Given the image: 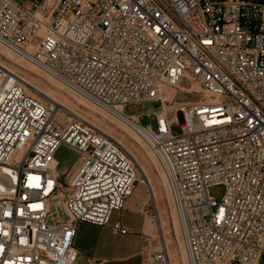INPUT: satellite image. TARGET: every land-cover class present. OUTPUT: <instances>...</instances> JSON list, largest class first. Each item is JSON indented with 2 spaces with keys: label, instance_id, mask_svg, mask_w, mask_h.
I'll list each match as a JSON object with an SVG mask.
<instances>
[{
  "label": "built area",
  "instance_id": "built-area-1",
  "mask_svg": "<svg viewBox=\"0 0 264 264\" xmlns=\"http://www.w3.org/2000/svg\"><path fill=\"white\" fill-rule=\"evenodd\" d=\"M0 46L137 132L189 264H264V0H0ZM25 81L0 60V264H82L78 224L128 234L113 214L139 183L156 219L153 188L125 144ZM192 82L201 101L169 108ZM64 144L79 158L62 173ZM153 247L144 264H171L164 235Z\"/></svg>",
  "mask_w": 264,
  "mask_h": 264
},
{
  "label": "rangeland",
  "instance_id": "rangeland-1",
  "mask_svg": "<svg viewBox=\"0 0 264 264\" xmlns=\"http://www.w3.org/2000/svg\"><path fill=\"white\" fill-rule=\"evenodd\" d=\"M19 3L21 4H28L30 2V0H18ZM0 60L3 61L4 63H7L8 65H10L11 61L9 60V58H7L6 56H3L0 54ZM16 59H18L16 57ZM10 63V64H9ZM23 64H26L25 62H22ZM41 79V78H40ZM45 84L50 85V83L46 82L45 80L41 79ZM53 89H55L59 94H63L66 95V97L59 95L58 97L60 99H64L67 104H69V106L72 107V110L76 113L81 114L84 117H88L90 118L94 124H96L98 127L103 128L104 130H106L109 133H112L116 139L118 137H120V133H124L127 134V132L124 130V132L120 129L119 126L115 125L111 119L105 117L103 114L101 113H95L92 109H90L87 106H83L82 104H80V101L78 99L77 96H75L72 92H69L66 88H64L63 86H53ZM68 91V93H67ZM173 95H170L169 97V101L170 104H168V107L171 108L173 106H179V104L181 103H195V102H199L201 101V95L200 94H189V93H182L179 95L177 94L176 97L174 98ZM200 98V99H199ZM157 107V105L155 103H144V104H140V105H130L125 109V112L129 115H138V114H142V113H146L152 109H155ZM68 114V113H67ZM68 116H70L68 114ZM67 116V117H68ZM86 118V119H88ZM103 120L107 123H104ZM110 120V121H109ZM143 125H147L150 123V121L148 120V118L144 117L141 120ZM110 125V126H107ZM152 125L155 126V122H152ZM115 128V130H113ZM119 127V128H118ZM172 130L174 132L180 133L181 132V127L178 124H173L172 125ZM128 136H131L129 134H127ZM133 138V136H132ZM130 140H132L131 138H129ZM131 143H133L134 145H136L139 149V151H135V148H133V154H135L136 158L139 160L144 162V158H148L147 153L145 152V146H142L138 143V142H133V140L131 141ZM144 148V149H143ZM79 158V153L70 149L67 145H62L58 151L57 154V159L59 161V170L60 172H66L69 171L73 165L77 162ZM151 160V159H150ZM151 162V161H150ZM140 164V163H139ZM141 168V165H140ZM149 174L151 175V177L153 178L154 181H162L163 180V176L164 173L163 171L157 167V164H150V167L148 168ZM140 173L143 176V178L147 177L148 180V176L145 173V171L143 170V168L140 169ZM225 186L223 185H214L210 188V195L213 196L215 199L221 201L222 198L225 195ZM160 195H161V207L163 209V215L165 216L166 221V229L168 230V234L166 235V237L169 238L170 240V250H171V264H189V261L187 260V257L185 255V246L183 243V238L181 235V231H180V226H179V221L177 216L175 215V211H173L174 207L173 205L169 202V200L171 199L170 196V192L169 189L166 188V190H162L160 191ZM144 197H147L146 194V187L142 184L137 183L136 185V189L134 192V195L132 196V200H138V199H143ZM128 201V200H127ZM130 201V200H129ZM51 206H52V210H55V201L51 202ZM174 213V214H173ZM153 221H151L150 223L156 225V221L153 217H151ZM150 218L147 219V224L149 223ZM149 220V221H148ZM159 222V220H158ZM176 225V227H175ZM156 227V226H155ZM178 229V230H177ZM148 234L145 235V239L148 240L153 244L155 240H158V230L157 228H152V230H148L147 232ZM161 235L162 232L160 233ZM182 250L184 251V254L181 253ZM178 252V253H177ZM183 254V256H182ZM149 255V254H148ZM180 255V256H179ZM150 257V256H148Z\"/></svg>",
  "mask_w": 264,
  "mask_h": 264
},
{
  "label": "crops",
  "instance_id": "crops-1",
  "mask_svg": "<svg viewBox=\"0 0 264 264\" xmlns=\"http://www.w3.org/2000/svg\"><path fill=\"white\" fill-rule=\"evenodd\" d=\"M132 196L124 209L116 211L112 218V223L121 222L129 230L128 234L113 233L111 225L78 224L75 246L82 264H144L148 261L155 241L153 244L149 241L148 245L145 239L147 218L138 211L147 197L132 200Z\"/></svg>",
  "mask_w": 264,
  "mask_h": 264
},
{
  "label": "bare ground",
  "instance_id": "bare-ground-1",
  "mask_svg": "<svg viewBox=\"0 0 264 264\" xmlns=\"http://www.w3.org/2000/svg\"><path fill=\"white\" fill-rule=\"evenodd\" d=\"M0 54L3 55V56H6L7 58H9V60L11 61L9 64V68L16 72L18 75H20L24 80H26L25 82H29L28 85H25V86H35L38 90H40L47 98H50L52 100H54L59 106L61 109L67 111V113L70 115V116H76L72 110V107L69 106V104H67V102L64 100V99H60L58 97V92L53 89L52 87L53 86H61L59 84V82L55 81L54 79H44L43 77H40L38 74H39V71L37 70V68L31 64H23L22 63V60L19 59L16 55H14L10 50H8L7 48L5 47H2L0 46ZM1 57V56H0ZM16 57L18 59H16ZM45 80L46 82L50 83V85L48 84H45L41 79ZM190 88L192 90L190 94L192 95H195V94H201L202 92V88L200 87L199 84L195 83V82H192L190 84ZM69 91V90H68ZM67 91V93H68ZM70 92V91H69ZM182 94L184 93V90L181 89V90H177V91H170L169 94L170 95H173V94ZM59 95H62L64 97H66V95H63V94H59ZM207 97L211 100L213 98L210 97V95L207 94ZM79 101H80V104H82L83 106H87L89 107L90 109H92L95 113H101L103 114L105 117H107L108 119L110 118L111 121L120 127V129L124 132V130L127 132V134L131 135V136H128L127 134H122L120 133V137H118L117 139L122 142L123 144H125L128 149L133 152V148H135V151H139L138 147L136 145H134L133 143H131V141L133 140V142H138L140 145L142 144L143 146H146L144 141L140 138V136L137 134L136 131H134L132 128L128 127L127 125H125L124 123H122L121 121H119L117 118L115 117H112L106 113H104L102 110H100L97 106H95L94 104H92L91 102H89L87 99L83 98V97H78ZM200 99V98H199ZM186 104V103H185ZM184 106V105H183ZM73 112H72V111ZM85 118H88V117H85ZM91 122H93L90 118H88ZM110 121V120H109ZM104 123H106L104 120H103ZM107 124V123H106ZM107 126H110V125H107ZM118 127V128H119ZM113 129V127H110ZM103 129V128H101ZM104 130V129H103ZM115 130V128L113 129ZM105 132H107L106 130H104ZM108 134L110 135H113L112 133H109L107 132ZM133 136V138H132ZM129 138H131L132 140H130ZM141 145V146H142ZM134 153V152H133ZM135 155V154H134ZM150 159L148 158H144V162L139 160V163L141 165V168H143V170L145 171V173L147 174L148 176V180H147V183L151 185V187L153 188V193L154 195L152 194V198L155 199V202H156V206H157V211H158V217H156L155 221L157 222L156 225L150 223L152 218L151 217H147L150 218L148 221L149 223L147 224V228L148 230H152V228H157L158 232H162V234L165 236L166 238V241L168 242L169 246H170V240L168 237H166V235L168 234V230L166 229V219H165V216L163 215V209L161 207V195H160V191L162 190H166V188H168V180L166 178V176H163V180L162 181H154L153 178L151 177V175L149 174V171H148V168L150 167V164L153 163H157L156 161V158L155 156L152 154L151 151L148 152V155H147ZM151 161V162H150ZM141 175V173H140ZM142 176V175H141ZM143 177V176H142ZM142 179V178H141ZM144 179V178H143ZM174 214V213H173ZM159 220V222H158ZM156 226V227H155ZM176 227V225H175ZM177 228V227H176ZM178 230V229H177ZM185 250V255L187 257V254H186V249L184 248ZM169 252L171 254V250H170V247H169ZM178 253V252H177ZM184 254V251L182 250V252ZM182 254V256H183ZM180 256V255H179ZM188 260V258H187ZM189 261V260H188Z\"/></svg>",
  "mask_w": 264,
  "mask_h": 264
}]
</instances>
